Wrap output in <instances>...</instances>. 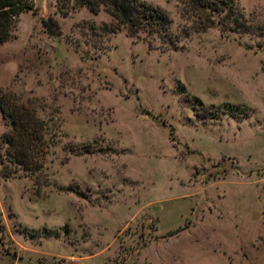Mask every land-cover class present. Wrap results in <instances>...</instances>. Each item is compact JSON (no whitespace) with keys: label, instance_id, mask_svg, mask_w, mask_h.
Instances as JSON below:
<instances>
[{"label":"rangeland","instance_id":"1","mask_svg":"<svg viewBox=\"0 0 264 264\" xmlns=\"http://www.w3.org/2000/svg\"><path fill=\"white\" fill-rule=\"evenodd\" d=\"M142 1L178 48L66 0L0 43V102L44 125L43 167L12 173L0 108V264H264V0L228 36Z\"/></svg>","mask_w":264,"mask_h":264},{"label":"trees","instance_id":"2","mask_svg":"<svg viewBox=\"0 0 264 264\" xmlns=\"http://www.w3.org/2000/svg\"><path fill=\"white\" fill-rule=\"evenodd\" d=\"M73 7H86L97 13L103 8L113 19L112 25L103 24L108 32L121 30L131 38L142 39L149 47L178 48L181 36L170 32L172 23L158 6L142 0H66ZM182 17L191 22L190 29L199 32L216 26L221 35L245 33L249 27L239 0H175ZM35 0H0V43L6 42L15 27L17 18L35 10ZM42 22L51 35H63V29L53 17H43ZM187 33V32H186ZM186 36V35H185ZM4 115L13 124L12 133L5 138L10 161L16 164L12 173L24 169L32 173L43 166L40 161L44 149L43 124L26 121L16 110L7 109L0 102ZM39 150V152H38Z\"/></svg>","mask_w":264,"mask_h":264}]
</instances>
